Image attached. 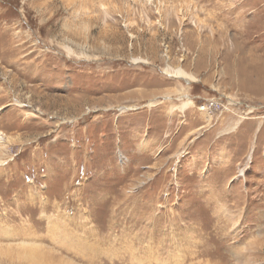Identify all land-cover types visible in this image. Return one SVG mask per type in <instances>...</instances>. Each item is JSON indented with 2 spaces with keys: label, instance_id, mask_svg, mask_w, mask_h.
<instances>
[{
  "label": "rangeland",
  "instance_id": "obj_1",
  "mask_svg": "<svg viewBox=\"0 0 264 264\" xmlns=\"http://www.w3.org/2000/svg\"><path fill=\"white\" fill-rule=\"evenodd\" d=\"M101 263L264 264V0H0V264Z\"/></svg>",
  "mask_w": 264,
  "mask_h": 264
},
{
  "label": "crops",
  "instance_id": "obj_2",
  "mask_svg": "<svg viewBox=\"0 0 264 264\" xmlns=\"http://www.w3.org/2000/svg\"><path fill=\"white\" fill-rule=\"evenodd\" d=\"M173 88L176 89L175 87ZM171 94H173V92H171ZM172 97L173 96H171V101L173 100ZM181 117H185V119ZM177 122H179V124L175 125ZM209 122H210L209 118H207L205 113H198L196 110H194L192 111V115L188 116L187 110L185 109V107L180 108L179 106H176V107L171 106V147L174 145V147L180 148V147L186 146L187 144L189 145L192 143L193 145L195 143H198L199 141H202L205 138V134L203 137H201L202 131L207 130V129H208V132L212 134H213L212 131H214L215 133L214 135L217 136L221 132V128L223 129L224 125L223 124L222 125L221 124H210ZM172 150L174 151L173 153L177 152L174 149ZM212 153H213V156L209 157L208 160L210 159L216 160L214 158V155L217 154V149L214 148L212 150ZM197 158H199L200 160L202 159L201 156ZM204 165L205 164H202V166Z\"/></svg>",
  "mask_w": 264,
  "mask_h": 264
},
{
  "label": "bare ground",
  "instance_id": "obj_3",
  "mask_svg": "<svg viewBox=\"0 0 264 264\" xmlns=\"http://www.w3.org/2000/svg\"><path fill=\"white\" fill-rule=\"evenodd\" d=\"M179 75L182 76V77H184V78L191 79V80H193V81L195 80V77H194L193 75L187 74V73H185V72L179 73ZM189 102H190V101H187V103H189ZM185 105H188V104H185ZM1 135H2V134H1ZM1 137H2V140L5 141V137H3V135H2ZM54 226L57 227L56 224H54ZM54 228H55V227H54ZM93 234H94V233H93ZM75 236H76V235H75ZM63 237H64V236H63ZM103 237H104V236H103ZM105 237H106V236H105ZM77 238H80V236L77 237ZM77 238H76V239H77ZM82 238H83V237H82ZM39 239H40V238H39ZM68 239H69V238H68ZM76 239H75V240H76ZM71 240H72V239H71ZM78 240H79V239H78ZM103 240H104V239H103ZM102 242H103V241H102ZM105 242H106V241H105ZM94 245H95V244H94ZM96 245H97V244H96ZM82 246H83V245H82ZM64 247H65V246H64ZM77 247H78V246H77ZM84 247H85V246H84ZM103 247H104V246H103ZM69 248H70V247H69ZM65 249H66V248H65ZM107 249H108V248H107ZM79 250H81V249H79ZM97 250H98V249H97ZM99 250H100V249H99ZM99 250H98V251H99ZM102 250H103V249H102ZM104 250H105V249H104ZM84 251H85V250H84ZM88 252H89V250H88ZM99 252H101V250H100ZM103 252H104V251H103ZM80 253H81V251H80ZM94 253H95V252H94ZM118 253H119V252H118ZM118 253H117V254H118ZM82 254H83V253H82ZM85 254H86V253H84L83 255H85ZM90 254H91V252H90ZM90 254H89V255H90ZM101 254H102V253H101ZM93 255H94V254H93ZM98 256H99V255H98ZM101 256H102V255H101ZM101 256H100V257H101ZM88 257H89V256H88ZM88 257H87V258H88ZM95 258H96V257H95ZM98 258H99V257H98ZM104 258H105V257H104ZM89 259H90V258H89ZM92 259H93V258H92ZM96 259H97V258H96ZM107 260H108V259H107ZM92 261H93V260H92ZM95 262H96V261H95ZM119 262H120V261H119ZM89 263H90V262H89ZM101 264H102V263H101Z\"/></svg>",
  "mask_w": 264,
  "mask_h": 264
},
{
  "label": "built area",
  "instance_id": "obj_4",
  "mask_svg": "<svg viewBox=\"0 0 264 264\" xmlns=\"http://www.w3.org/2000/svg\"><path fill=\"white\" fill-rule=\"evenodd\" d=\"M222 102L218 99H212L210 101H207V103L202 106V108H208V109H219L222 106Z\"/></svg>",
  "mask_w": 264,
  "mask_h": 264
}]
</instances>
